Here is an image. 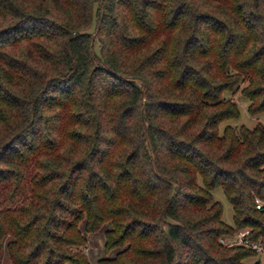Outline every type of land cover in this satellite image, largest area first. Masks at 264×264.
Returning a JSON list of instances; mask_svg holds the SVG:
<instances>
[{"label": "trees", "instance_id": "1", "mask_svg": "<svg viewBox=\"0 0 264 264\" xmlns=\"http://www.w3.org/2000/svg\"><path fill=\"white\" fill-rule=\"evenodd\" d=\"M226 92L264 112V0H0V264L256 256L219 243L264 245V127L220 129Z\"/></svg>", "mask_w": 264, "mask_h": 264}, {"label": "rangeland", "instance_id": "2", "mask_svg": "<svg viewBox=\"0 0 264 264\" xmlns=\"http://www.w3.org/2000/svg\"><path fill=\"white\" fill-rule=\"evenodd\" d=\"M97 46V41L95 42ZM226 97H231L236 102L238 106L239 116L237 119H232L224 122L220 129L226 124L231 126H245L248 128H253L257 124H261L264 127V112L252 116L247 111L248 101L241 96L239 92L235 94H230L229 92L225 93ZM212 196L215 201H218L222 206V219L228 224L232 225V210L228 201L226 200L221 188L216 187L212 190ZM104 236L102 233H97L94 235H87V245L84 248H81V251L86 253L92 263L95 262L104 256ZM255 262H259L260 264H264V253L258 254L251 258H248L244 261L245 264H253ZM2 264H9L7 256L4 255Z\"/></svg>", "mask_w": 264, "mask_h": 264}, {"label": "built area", "instance_id": "3", "mask_svg": "<svg viewBox=\"0 0 264 264\" xmlns=\"http://www.w3.org/2000/svg\"><path fill=\"white\" fill-rule=\"evenodd\" d=\"M262 168L264 169V165ZM262 205H264V203L260 199L256 198V209H260ZM248 233L249 231L247 229L238 230L234 235L221 238L219 243L227 247H243L256 255L264 253V245L260 241L251 239L248 236Z\"/></svg>", "mask_w": 264, "mask_h": 264}]
</instances>
